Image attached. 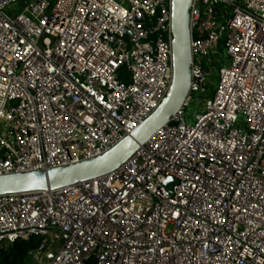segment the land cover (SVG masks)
<instances>
[{
	"label": "built area",
	"instance_id": "built-area-1",
	"mask_svg": "<svg viewBox=\"0 0 264 264\" xmlns=\"http://www.w3.org/2000/svg\"><path fill=\"white\" fill-rule=\"evenodd\" d=\"M19 1L0 0V175L106 152L172 78L171 0L6 12ZM188 27V91L131 157L85 182L0 195V244L37 243L23 264H264V0H191Z\"/></svg>",
	"mask_w": 264,
	"mask_h": 264
},
{
	"label": "water",
	"instance_id": "water-1",
	"mask_svg": "<svg viewBox=\"0 0 264 264\" xmlns=\"http://www.w3.org/2000/svg\"><path fill=\"white\" fill-rule=\"evenodd\" d=\"M190 3L191 0H171L172 78L169 91L157 107L130 134L92 159L47 170L0 175V195L57 189L114 171L131 157L159 127L169 121L181 105L190 83L191 51L188 27ZM166 181L170 182L171 178L168 177ZM52 256L53 252L49 254V257Z\"/></svg>",
	"mask_w": 264,
	"mask_h": 264
},
{
	"label": "rangeland",
	"instance_id": "rangeland-1",
	"mask_svg": "<svg viewBox=\"0 0 264 264\" xmlns=\"http://www.w3.org/2000/svg\"><path fill=\"white\" fill-rule=\"evenodd\" d=\"M29 0H20L19 3L17 5L14 6L13 9H7L6 12L11 14L12 11H14L15 13L20 12L23 7L26 5L24 4L25 2H27ZM231 12V10L229 11V13ZM229 61L227 59H225L224 61L221 62H216L213 68H212V75L210 77V83L208 85V89H209V93L208 95H211L217 85V68H219L220 66H228ZM210 65V64H207ZM212 66V64H211ZM207 95V96H208ZM203 101H204V97L202 95L196 94L194 95L193 101L191 102V104L189 105V107L186 110V120L188 123H192L193 122V116L199 112H201L202 108H203ZM242 118V117H241ZM0 130H2L4 128V124L1 123L0 124ZM6 244V243H3ZM34 258L31 255H27L25 262H33Z\"/></svg>",
	"mask_w": 264,
	"mask_h": 264
},
{
	"label": "trees",
	"instance_id": "trees-1",
	"mask_svg": "<svg viewBox=\"0 0 264 264\" xmlns=\"http://www.w3.org/2000/svg\"><path fill=\"white\" fill-rule=\"evenodd\" d=\"M37 243L30 241H16L14 243L0 244V264H23L29 251L35 249ZM89 259L87 264H92Z\"/></svg>",
	"mask_w": 264,
	"mask_h": 264
}]
</instances>
